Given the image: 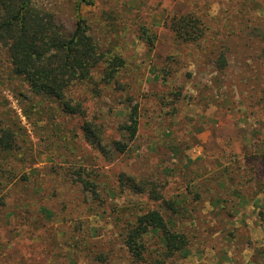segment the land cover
<instances>
[{
  "label": "rangeland",
  "instance_id": "374dc122",
  "mask_svg": "<svg viewBox=\"0 0 264 264\" xmlns=\"http://www.w3.org/2000/svg\"><path fill=\"white\" fill-rule=\"evenodd\" d=\"M33 2L69 31L84 20L104 56L68 93L84 116L53 121L0 53V130L15 121L0 264H264V0ZM181 16L203 36L179 38ZM153 210L188 256L163 258L153 231L147 260L130 256L125 237Z\"/></svg>",
  "mask_w": 264,
  "mask_h": 264
},
{
  "label": "trees",
  "instance_id": "16d2710c",
  "mask_svg": "<svg viewBox=\"0 0 264 264\" xmlns=\"http://www.w3.org/2000/svg\"><path fill=\"white\" fill-rule=\"evenodd\" d=\"M170 24L177 36L185 41L203 36L197 20L192 16L172 19ZM3 49L11 74L27 85L36 97L50 104L49 119L55 121L61 116H84L82 104L73 101L68 93L76 84L90 78L92 70L99 66L104 56L84 20H79L74 31H69L52 14L35 6L33 0H0V53ZM219 61L220 67L225 66L223 55ZM114 63L121 66L118 59ZM23 109L27 112L26 108ZM43 112L40 111L41 114ZM7 121L6 118L1 122ZM130 122L127 127L134 137L138 132V122L134 117ZM13 124L10 127L2 125L0 155L11 154L14 150L11 127L15 126V121ZM93 126L90 121L84 123L82 131L85 138L95 142L99 138L97 145L104 150L100 143L101 132L97 134ZM115 144V150L124 152L118 142ZM151 231L160 238L159 251L163 258L178 254L188 256L189 241L185 233L172 230L163 215L153 210L138 217L134 228L125 237L126 248L135 261L147 260L149 246L145 237Z\"/></svg>",
  "mask_w": 264,
  "mask_h": 264
}]
</instances>
